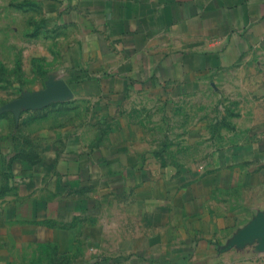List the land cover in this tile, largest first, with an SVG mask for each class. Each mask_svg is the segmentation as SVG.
I'll return each mask as SVG.
<instances>
[{"label": "crops", "instance_id": "obj_1", "mask_svg": "<svg viewBox=\"0 0 264 264\" xmlns=\"http://www.w3.org/2000/svg\"><path fill=\"white\" fill-rule=\"evenodd\" d=\"M43 6L62 65L0 140V264H264V91L228 135L205 113L215 76L264 70V0Z\"/></svg>", "mask_w": 264, "mask_h": 264}, {"label": "rangeland", "instance_id": "obj_2", "mask_svg": "<svg viewBox=\"0 0 264 264\" xmlns=\"http://www.w3.org/2000/svg\"><path fill=\"white\" fill-rule=\"evenodd\" d=\"M43 3L44 0H0V140L24 120L22 126L28 128L31 117L22 121L15 118L10 112L12 104L45 87L62 65V33L47 16ZM214 79L221 85L216 95L221 97L215 99L214 92H206L205 113L211 114L214 109L217 131L228 135L247 121L236 118L240 117L238 112L249 106L244 103L245 98L264 91V70L234 71ZM69 108L72 107H51L49 112L58 116L50 115L43 123L46 126L78 123L77 113H70Z\"/></svg>", "mask_w": 264, "mask_h": 264}, {"label": "water", "instance_id": "obj_3", "mask_svg": "<svg viewBox=\"0 0 264 264\" xmlns=\"http://www.w3.org/2000/svg\"><path fill=\"white\" fill-rule=\"evenodd\" d=\"M60 89L64 91L62 87ZM53 91L54 86L49 84L48 88L43 92H39L34 95H24L16 104H12L11 108H13V111L19 112L22 107L33 108L41 105L42 103H47L49 99L53 97Z\"/></svg>", "mask_w": 264, "mask_h": 264}]
</instances>
